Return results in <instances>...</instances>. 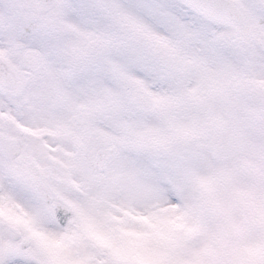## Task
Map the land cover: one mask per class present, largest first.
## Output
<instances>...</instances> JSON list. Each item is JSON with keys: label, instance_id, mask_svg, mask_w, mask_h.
Wrapping results in <instances>:
<instances>
[{"label": "snow or ice", "instance_id": "snow-or-ice-1", "mask_svg": "<svg viewBox=\"0 0 264 264\" xmlns=\"http://www.w3.org/2000/svg\"><path fill=\"white\" fill-rule=\"evenodd\" d=\"M0 264H264V0H0Z\"/></svg>", "mask_w": 264, "mask_h": 264}]
</instances>
